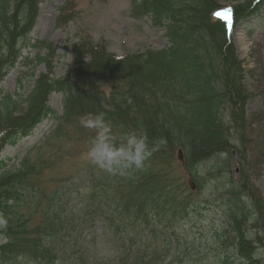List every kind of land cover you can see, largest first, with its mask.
Here are the masks:
<instances>
[{"label": "trees", "instance_id": "16d2710c", "mask_svg": "<svg viewBox=\"0 0 264 264\" xmlns=\"http://www.w3.org/2000/svg\"><path fill=\"white\" fill-rule=\"evenodd\" d=\"M254 3L233 7L234 25L262 6ZM39 4L0 0V85L37 22ZM72 8L73 0H67L59 24L72 19ZM132 8L136 17L151 15L156 26L166 29L167 49L120 60L105 44L83 39L72 46L69 74L56 78L51 71L57 50L38 42L35 47L46 48L48 55L39 57L35 68L46 63L48 74L40 75L20 112L12 97L1 99L0 154L43 120L56 124L21 162L9 165L0 157V220L7 225L0 227V264H207L189 237L178 233L202 211L183 177L175 178L183 169L198 191L210 183L215 197L226 191L230 197L223 211L233 221L232 248L243 262L262 264L256 254L259 248L264 253V236L248 239L241 228L247 222L243 206L249 203L253 214L248 220L263 233L264 202L249 189L243 157L248 117L237 106V100L246 99L243 69L228 37L229 26L212 19L220 6L213 0H133ZM53 93L63 96L62 115L47 105ZM100 112L117 137L136 130L150 142L163 143L143 170L125 177L88 165L84 185L76 191L78 207L68 206L76 201L74 185L55 180V174L80 154L79 142L88 139L90 144L95 134L82 128L80 135L79 118ZM222 158L237 159L238 181L229 173L215 175ZM98 223L102 233L86 239L84 233ZM216 232L215 247L224 250L225 235ZM100 241L103 248L96 251Z\"/></svg>", "mask_w": 264, "mask_h": 264}, {"label": "rangeland", "instance_id": "374dc122", "mask_svg": "<svg viewBox=\"0 0 264 264\" xmlns=\"http://www.w3.org/2000/svg\"><path fill=\"white\" fill-rule=\"evenodd\" d=\"M213 1L223 8L222 11L214 15V19L218 20L229 19L233 13V7L245 6L249 1L255 0ZM66 2L67 0H40V12L35 28L29 36L30 40L26 41L22 47L25 58L1 85L0 101L3 97H12L17 102L19 112L26 107L27 96L34 88L40 75H46L49 72L46 63L39 64L34 70L35 65L32 63L34 58L38 55L42 57L48 55L46 48L38 50L32 48L35 44L37 45V42L45 41L56 48V57L52 60L53 70L51 71V76L56 78H62L69 74L73 61L71 47L79 44L85 38L95 44H105L108 52L119 59L130 55H142L148 51L159 52L169 47L165 30L156 27L149 15L139 18L133 14L132 0H73L72 19L67 21L64 19L65 22L59 24V9ZM262 4L264 7V0ZM230 40L233 43L235 58L243 69L242 89L246 94V99L245 101L236 100L239 101L237 106L243 107L248 117L245 141H243L245 143L243 157L250 178L249 189L264 202V8L257 16L239 24L231 34ZM26 59H29V63L26 62ZM47 105L59 115L64 112V101L61 94H51ZM227 116L226 111L222 119L225 120ZM54 124V121L47 119L28 138L21 139L12 146L5 145L1 158L10 160L11 164L21 162L30 149L49 135L54 129ZM82 128L79 125L80 135L83 133ZM233 140L236 145H239V142L236 141H240L239 137ZM88 146V139L80 141L76 147L80 154L69 161L58 175L55 174V180L73 183L74 198L77 197L76 191L79 186L84 185V169L91 164L86 155ZM220 165L219 169H216V165L215 175L229 173V177H232L234 181L240 179L241 170L237 159L222 158ZM179 167H181L180 164ZM224 176L226 177V175ZM176 177L181 178L182 172L176 173ZM214 187L215 185L210 183L201 191L195 192V198L201 204L202 211L199 216L191 217L192 221L187 225L184 223L185 225L179 229L178 233L180 236L187 235L189 237V243L192 242L201 250L202 259L205 258L203 262L207 264H249L240 260L232 248L235 236L232 227L233 221L222 210L227 206L230 196L226 191H218V196L215 198ZM79 198H76V201ZM83 203H85L84 200ZM243 207L247 213V222L241 225L243 234H246L248 239L253 238L250 236L255 234L263 237L264 231L262 233L260 225L248 220L253 214L249 203ZM261 225L264 229V225ZM102 231V226L98 224L88 230L85 235L89 239L101 234ZM216 231L225 235L224 250L223 247L221 250H217L215 247ZM102 248L103 244L101 243L100 246L98 242L96 251ZM259 249L256 258L264 264V253L259 252ZM212 250L213 252H211ZM105 256L106 260L110 257L106 252ZM221 257H223V261H221Z\"/></svg>", "mask_w": 264, "mask_h": 264}, {"label": "clouds", "instance_id": "9594fccd", "mask_svg": "<svg viewBox=\"0 0 264 264\" xmlns=\"http://www.w3.org/2000/svg\"><path fill=\"white\" fill-rule=\"evenodd\" d=\"M79 125L95 133L90 140L87 159L99 170L113 176L125 177L132 171L143 170L156 146L163 143L162 140L150 142L146 133L136 130L117 137L103 112L81 116ZM6 226V221L0 220V227Z\"/></svg>", "mask_w": 264, "mask_h": 264}, {"label": "bare ground", "instance_id": "6f19581e", "mask_svg": "<svg viewBox=\"0 0 264 264\" xmlns=\"http://www.w3.org/2000/svg\"><path fill=\"white\" fill-rule=\"evenodd\" d=\"M35 28V27H34ZM34 28L32 29V31L34 30ZM28 40H30L29 39V37H28ZM38 43V42H37ZM75 45H77V44H75ZM74 46V45H73ZM39 49H44L43 47H40ZM71 50H72V47H71ZM72 205V203H70V205H68V206H71Z\"/></svg>", "mask_w": 264, "mask_h": 264}]
</instances>
